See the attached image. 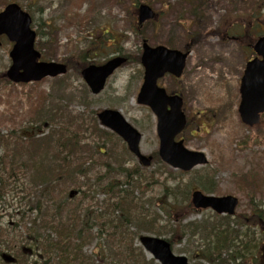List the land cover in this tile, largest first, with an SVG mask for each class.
I'll return each instance as SVG.
<instances>
[{
	"label": "rangeland",
	"instance_id": "1",
	"mask_svg": "<svg viewBox=\"0 0 264 264\" xmlns=\"http://www.w3.org/2000/svg\"><path fill=\"white\" fill-rule=\"evenodd\" d=\"M94 1L97 3L103 0H0V11L10 3H19L34 17L33 28L39 34L36 46L43 53V59L68 62L70 72L62 78V91L54 90V96L65 98L76 94L75 101L66 100L71 115L84 114L86 125L89 126L93 113L103 109L119 110L143 135L141 150L147 156L155 157L159 140L155 115L137 103L142 84V40L146 39L152 46L163 44L181 50L191 47L183 77L179 81L167 78L160 85L170 93L182 95L184 112L193 124L180 137L185 140V145L190 150L204 152L209 162L189 175H180L162 162L156 161L150 169H144L137 166V161L126 155L121 143L114 139L117 145L116 155L124 153L125 162L122 169L139 168L143 179L156 174L153 181L143 180L141 193H135V197L142 195V201L129 221L140 223L143 215L150 217L152 211L159 215L161 223H158L166 228L169 225L172 228L176 224L185 226L191 222L209 221L213 217L211 210L195 212L187 201V197L190 201L189 196L196 184L193 177L195 173L201 172L202 175L210 173L215 176L214 195H232L239 198L240 204L236 212L239 218L236 220L250 223L248 220L255 215L253 208L264 207V115L261 122L253 127L256 130L250 129L242 122L238 112L241 101L239 89L246 63L253 57L249 45L254 42L252 38H257L256 32L249 30L252 13L250 10L262 0H107L105 4L108 5L96 4L98 15L90 7L91 2L95 5ZM141 2L150 5L158 17L138 30L140 27L136 24L137 9ZM94 16L97 19H93ZM223 18L226 19L225 26L221 21ZM237 20L240 26L236 28V32L242 34V30L245 33L249 30L247 34L250 37L241 39L232 33ZM226 30L231 32L228 38L216 34ZM10 49V43L3 41L0 46V74H4L11 64ZM119 50L130 56V63L111 77L102 94L91 98L90 104L80 106V96L76 92L80 90L83 80L77 69L88 63L103 64L115 57L117 54L114 53ZM82 53L86 55L83 60ZM205 75L207 79L197 83V80ZM54 85L58 86L52 79L27 86L0 83V133H17L31 125L38 106L42 103H52L50 92ZM48 127L43 125L40 130L48 133ZM107 145L111 146L110 143ZM109 157L110 155L106 158L98 157L102 159H97L99 165L92 172L93 176L106 177L103 162ZM170 173L174 177H182L166 183L169 189L165 191L163 181L168 176L172 178ZM117 176L115 170L114 174L108 177L119 180ZM19 183L16 185L17 189ZM70 190L77 189L69 188ZM172 191L176 193L173 200L185 204L175 208L173 215L166 212L167 206L162 201L159 202L161 206L155 207L153 204L148 209L149 214H143L144 203L147 207L149 200H165ZM20 192L23 190L9 192L5 198L0 199L1 225L9 224L11 228H18L22 223H31L34 220L36 212L32 209L35 202ZM103 199L109 200L104 195L96 194L95 198L81 195L72 203L81 204L82 212L86 215L88 210L92 213L100 207ZM55 201L58 203L60 200L56 198ZM28 203L32 204L31 208ZM168 203L172 206L178 204L171 200H168ZM28 211L30 212L27 213ZM21 213L25 214L24 221L21 220ZM87 227L97 235L100 222L89 216ZM253 230L257 237L262 239L257 230ZM19 232H22L21 228ZM147 235L156 236L152 232ZM168 237L170 235L164 238ZM173 241L175 255L186 256L190 264H205L200 260V251H203L205 246L201 247L203 241L200 242L199 236L192 239L182 233L175 236ZM103 244H106V238H95L85 244L84 253L91 257L89 264H126L111 254L101 263V251H98L99 246ZM136 245H140L138 241ZM39 254L30 257V261H37L39 264ZM18 258L21 259V256ZM147 259H151L150 255H147Z\"/></svg>",
	"mask_w": 264,
	"mask_h": 264
},
{
	"label": "trees",
	"instance_id": "2",
	"mask_svg": "<svg viewBox=\"0 0 264 264\" xmlns=\"http://www.w3.org/2000/svg\"><path fill=\"white\" fill-rule=\"evenodd\" d=\"M106 1L103 0L99 5ZM262 6L251 8V21L254 12ZM94 12L98 15V8ZM85 56L82 53L81 59L83 60ZM85 66L87 64H83L81 68ZM81 68L77 69L78 72ZM0 83L8 84L4 74H0ZM63 83L62 78L56 80L58 86L54 85L51 89L53 93L50 92L52 103H42L38 106L32 124L25 127V131L22 133L20 131L18 134L10 132L8 135L0 133L2 151L0 199L5 198L9 192L23 190L20 193H24L35 202V208L33 207L32 210L39 212L31 226L23 225L22 232H19V228L0 227V264H6L1 259L4 252L14 255L17 259L16 264H31L29 256L23 252L26 245L34 247L35 254L40 253V264H89L91 260V257L84 253L85 244L93 239L87 227L88 218H85L89 212L87 215L82 213L81 204L74 205L67 197V191L69 188L82 191L86 187L85 194L91 198H95L98 192L108 195L114 192L112 183L107 181L106 177L92 175L93 170L99 165L97 159H102L98 158L99 144L104 142L107 136L95 121L87 126L83 116L71 115L66 100L74 101L75 93L65 98L54 96V90L62 91ZM76 93L82 96L85 104L88 103L89 92L85 85H82ZM43 125L49 126L48 133L40 130ZM107 164L108 161L103 163L106 170L109 169ZM127 178V184L131 188L141 189V181H131V183L129 181L133 179V172H128ZM150 180L153 181L154 176H151ZM167 182L168 179L163 182L165 191L169 189L166 186ZM198 184L209 193H212L216 187L211 177L201 178ZM170 195L176 198L174 191ZM110 196L114 200L105 202L104 208L100 207L101 212L97 214V219L100 221L97 238L98 240L106 238V244L99 246L101 263H104L105 257L111 254L126 264H155L154 261L147 263L144 253L140 250L137 252L133 247L132 239L138 234L131 232V226L138 227L139 231L152 232L159 236L173 234V238L181 234V228L177 226L161 231L164 228L155 224L157 218L149 219L144 215L143 223L136 221L130 223L132 213L139 208L135 198L128 193L120 195L114 192ZM172 196L170 197L173 199ZM56 198L60 200L58 203L55 201ZM183 200L185 202V199ZM148 203L151 204V201L149 200ZM182 205L185 204L178 201L177 205L169 207L168 213L173 215L175 208ZM31 206L32 204L28 203V207ZM253 210L255 215L248 220L250 223L236 222L237 225L248 227L245 232L233 227L230 217L205 221L200 227H195L200 230L201 239L208 240L206 244L204 243L207 250L206 260L213 262L212 264H236L237 261L250 263L252 259L253 264H264L263 242L255 243V233L251 230V227L256 225L260 236L264 237V207L262 209L257 206ZM116 211L120 213L118 216H115ZM146 211L147 207L144 203L143 214ZM186 229V226L182 227L183 232ZM256 246L257 250L253 251ZM256 252L260 255L258 259L254 257ZM18 256H21V259ZM32 264L37 263L32 262Z\"/></svg>",
	"mask_w": 264,
	"mask_h": 264
},
{
	"label": "water",
	"instance_id": "3",
	"mask_svg": "<svg viewBox=\"0 0 264 264\" xmlns=\"http://www.w3.org/2000/svg\"><path fill=\"white\" fill-rule=\"evenodd\" d=\"M140 22L153 18L148 7L140 10ZM31 17L17 4H10L0 13V37L6 35L15 46L10 53L12 66L7 77L14 83H30L41 81L46 77H57L67 72L66 65L58 63L38 62L40 54L34 49L36 34L31 30ZM142 63L146 68L145 84L139 95V103L149 105L158 117V134L160 137V157L173 168L190 171L195 166L207 161L201 153H193L184 149L183 142L176 143V136L185 128L186 119L182 113L183 102L178 97H168L163 89L157 88V80L166 72L180 76L187 55L178 51H170L164 47L150 49L144 47ZM263 59H255L247 64L241 84V105L239 112L244 123L254 126L259 123L264 113V38L254 47ZM125 62L117 58L101 67L90 66L82 72L93 94H99L105 86L107 78ZM168 106L171 110H167ZM102 124L125 139L130 150L137 155L145 166H150L152 158L142 157L139 152L141 135L129 125L120 113L106 110L99 115ZM192 204L198 208H213L218 213L233 215L238 200L233 197H206L196 191L192 195ZM144 247L162 264H188L185 257H176L170 244L162 239L143 237ZM9 262L14 261L6 257Z\"/></svg>",
	"mask_w": 264,
	"mask_h": 264
},
{
	"label": "bare ground",
	"instance_id": "4",
	"mask_svg": "<svg viewBox=\"0 0 264 264\" xmlns=\"http://www.w3.org/2000/svg\"><path fill=\"white\" fill-rule=\"evenodd\" d=\"M207 78H206V75L205 76H201L197 81V83H200L201 81H205Z\"/></svg>",
	"mask_w": 264,
	"mask_h": 264
}]
</instances>
